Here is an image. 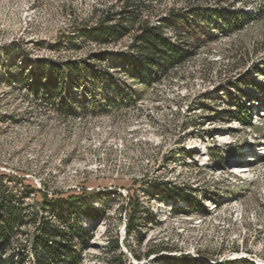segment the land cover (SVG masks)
<instances>
[{
	"label": "rangeland",
	"instance_id": "obj_1",
	"mask_svg": "<svg viewBox=\"0 0 264 264\" xmlns=\"http://www.w3.org/2000/svg\"><path fill=\"white\" fill-rule=\"evenodd\" d=\"M143 1L155 25L179 10L248 20L227 32L177 22L192 56L139 81L127 66L133 34L102 43L76 30L118 11L116 0H0V175L15 179L5 182L20 205L14 245L34 264L32 236L45 227L71 249L55 264H264V0ZM171 25L163 33L174 41ZM74 60L90 69L56 73L75 111L65 118L36 66ZM241 166L247 177L233 173ZM85 192L84 210L31 216L44 194Z\"/></svg>",
	"mask_w": 264,
	"mask_h": 264
},
{
	"label": "trees",
	"instance_id": "obj_2",
	"mask_svg": "<svg viewBox=\"0 0 264 264\" xmlns=\"http://www.w3.org/2000/svg\"><path fill=\"white\" fill-rule=\"evenodd\" d=\"M116 4L119 5V10L113 7L105 8L101 11L97 21L83 28L76 29L81 32L85 37L101 41L102 43L120 41L124 37L132 35V41L130 50L134 55V58L129 59L128 72L140 81L143 75L146 74V78L151 80L158 76L166 77L171 71L177 70L182 66L184 62L192 56V54L185 49L187 45L184 32L180 31L176 27L177 22H185L186 24H192L190 20H195L191 17H199L200 13L193 11L188 17L182 18L183 11H171L168 16V21H164V24L155 25L146 19H142V10L146 6L143 0H116ZM261 12H264V5L261 7ZM248 14L239 15L235 10H223L215 11L210 15L200 16L199 21L208 25L222 24L223 29L227 30L233 27H239L241 24L248 20ZM170 22H173L171 29L174 30L175 39L166 37L163 33V28H166ZM219 27V26H218ZM222 29V28H221ZM189 31V29H188ZM225 32V33H226ZM100 59L106 56V53L95 55ZM99 59V60H100ZM125 59V58H124ZM88 60H74L67 61L63 64L42 66V62L37 63V68L40 72L48 71L53 79L51 85H45L42 91L45 92L46 100L51 103L52 106L57 107L65 118L74 117V109L65 102L59 95V87L61 83V75L55 76L57 72H68L71 75L80 69L82 71H89L90 66ZM49 66V67H48ZM29 70V69H28ZM31 70V69H30ZM34 77L33 75H30ZM56 80V83L54 81ZM70 81V79H69ZM65 83V81H64ZM36 95L40 94L39 88L34 91ZM261 95L264 99V88L261 91ZM116 99V98H115ZM117 100V99H116ZM58 102V103H57ZM98 103V100L95 101ZM117 101L112 103L117 104ZM243 116L242 123L244 125L252 126L251 114L242 107ZM15 179H10L6 176L0 175V264H26L24 255L21 250L14 245V241L17 238L18 226L20 222L19 204L18 198H16L9 188L7 183H11ZM39 191H35L38 193ZM57 194V193H56ZM86 192L82 195L70 196V198L64 199L57 197L49 198L47 194L43 195L42 201L44 206L34 211L31 216L35 217L37 214H46V212L52 208L62 211L64 209L71 210L85 209L86 203L84 198ZM133 202H129L128 205H133ZM84 205V207H82ZM174 209V208H173ZM172 209V211H173ZM79 212V211H78ZM77 214V213H76ZM78 214H83L81 211ZM132 215L129 220H132ZM32 219L31 222H34ZM133 222V220L131 221ZM130 222V223H131ZM36 223V222H35ZM47 223H44V226ZM80 232H84L81 227L78 228ZM45 227L39 229L36 235L32 236L33 244L31 246L32 256L35 261L34 264H55L58 263L63 257L71 255L70 247H67L68 239L66 234L59 229L52 233H47ZM129 234L132 229L129 228ZM127 232V233H128ZM77 240H81V233H79ZM17 248V249H16ZM72 264H77L76 262Z\"/></svg>",
	"mask_w": 264,
	"mask_h": 264
},
{
	"label": "bare ground",
	"instance_id": "obj_3",
	"mask_svg": "<svg viewBox=\"0 0 264 264\" xmlns=\"http://www.w3.org/2000/svg\"><path fill=\"white\" fill-rule=\"evenodd\" d=\"M246 172H248L246 169H245V167H243V166H241V167H235V169H234V172L233 173H235V174H239V175H243V176H246L247 174H246ZM249 175V174H248ZM247 175V176H248ZM246 176V177H247Z\"/></svg>",
	"mask_w": 264,
	"mask_h": 264
},
{
	"label": "built area",
	"instance_id": "obj_4",
	"mask_svg": "<svg viewBox=\"0 0 264 264\" xmlns=\"http://www.w3.org/2000/svg\"><path fill=\"white\" fill-rule=\"evenodd\" d=\"M172 208V207H171Z\"/></svg>",
	"mask_w": 264,
	"mask_h": 264
}]
</instances>
